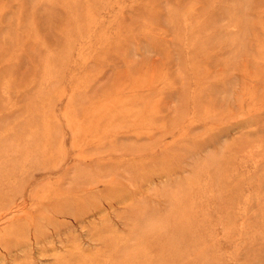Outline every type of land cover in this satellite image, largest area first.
Returning <instances> with one entry per match:
<instances>
[{
	"label": "rangeland",
	"instance_id": "1",
	"mask_svg": "<svg viewBox=\"0 0 264 264\" xmlns=\"http://www.w3.org/2000/svg\"><path fill=\"white\" fill-rule=\"evenodd\" d=\"M0 264H264V0H0Z\"/></svg>",
	"mask_w": 264,
	"mask_h": 264
}]
</instances>
